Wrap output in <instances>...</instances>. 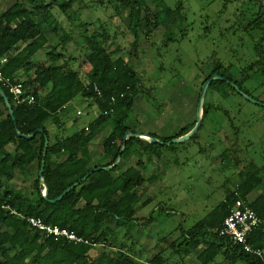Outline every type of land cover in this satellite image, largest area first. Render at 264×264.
<instances>
[{
  "label": "trees",
  "instance_id": "obj_1",
  "mask_svg": "<svg viewBox=\"0 0 264 264\" xmlns=\"http://www.w3.org/2000/svg\"><path fill=\"white\" fill-rule=\"evenodd\" d=\"M75 1L14 0L0 14V60L7 59L3 74L23 84L24 96L35 98L34 104H17L0 83L10 98L15 115L13 120L0 95V264H170L172 259L162 257L167 249L172 251V257L179 258L176 264H187L184 260L199 250L197 259L200 264H264V255L259 257L247 253L230 239L220 236L235 201L242 199L248 202L249 196L256 193L250 205L262 223L251 235L250 243L255 250L264 252V164L249 162L237 174L234 188L227 191L216 207L190 229L180 228L181 235L152 257L137 251L136 241L130 245L126 243V239H133V236L128 230L124 233V227L131 223L144 227L151 222L152 218L137 217L139 203L144 208L153 202V198L148 196V186L158 180L157 173L145 174L149 169L147 164L162 160L161 148L173 151L175 144L162 146L132 138L128 140L117 167L94 172L60 202H50L94 168L116 162L125 134L140 132L141 122L131 117L139 98L150 107L161 110L162 104H156L160 96L153 95L160 90L157 82L161 75L154 77L150 86L151 78L146 77L148 73L127 60L131 50L139 58L144 53L138 51L142 38L153 48L158 29H165L167 42L174 40L172 33L177 27L182 31L188 27V0H175L174 5L166 0H90L94 8L114 11L106 21L98 19V28L80 18L73 7ZM217 1L220 3L216 8L219 21L238 2ZM245 2L250 9L246 12L243 5L236 7L233 15L240 17L243 23L234 25L253 43L250 54L253 59L242 65L226 54L221 59L214 58L203 64L211 66L209 73L198 66L197 80L201 81V86L196 113L202 87L213 75L218 74L225 80L213 81L208 91L214 90L224 99L241 95L237 87L249 94L244 84L255 76L264 77V0ZM252 9L254 11L249 14ZM124 15L129 20L128 31L135 38L129 49L121 47L118 42L120 37H127L126 33L120 35L111 31L112 17ZM60 16L66 18L67 25L60 22ZM76 32L85 46L81 59L70 49L71 44L79 43L73 36ZM45 51L47 61L42 62L38 57ZM225 60H230L228 65ZM95 87L100 89L101 96ZM78 96L97 106L98 115L84 128L67 133L60 113ZM258 101L264 103V100ZM219 111L229 114L222 106L205 100L199 132L209 115ZM196 121L197 114L192 122L170 137L146 134L169 142L190 132ZM229 121L233 122L231 118ZM16 125L23 135L35 136L30 140L19 137ZM108 127L111 131L102 141L103 151L95 154V140ZM40 129L44 131L40 132ZM199 132L191 140L198 139ZM46 136L49 138L44 170V180L49 189L47 199L43 197L39 178ZM230 150L223 151V159L228 158ZM34 163L36 170L32 172L30 166ZM17 173L23 177L20 189L11 185ZM5 201L10 209L1 208ZM18 214L41 218L48 225L68 229L88 240L89 244L56 239L31 227ZM121 233L122 238L118 239Z\"/></svg>",
  "mask_w": 264,
  "mask_h": 264
},
{
  "label": "rangeland",
  "instance_id": "obj_2",
  "mask_svg": "<svg viewBox=\"0 0 264 264\" xmlns=\"http://www.w3.org/2000/svg\"><path fill=\"white\" fill-rule=\"evenodd\" d=\"M166 1L171 5L175 3V0ZM245 1L247 0H238L237 5H233L230 12L219 21L216 8L220 3L217 0H188L186 31L177 27L172 33L174 40L165 42L166 31L160 28L156 31L157 42L153 48L145 38H142L138 51L144 53L138 58L134 50H131L130 57H126L127 60L140 71L148 73L146 77L151 78L150 86L154 81L152 79L158 74L161 75V80L157 82L160 90L153 93L155 97L160 96L156 104H162L161 110L150 107L145 100L139 98L131 115L132 119L136 118L142 123L140 127L142 132L150 131L159 136L170 137L182 126L194 120L201 86V81L197 80V73H200L198 68L201 67L206 73L211 71V66H204V63L208 64L214 58L221 59L226 54L233 56L231 59L242 65L252 61L253 56L250 54L253 43L247 39L245 32L237 30L235 25L242 24L243 20L233 15L239 5H243L246 12L250 9ZM13 2L14 0H0V14ZM211 2L213 3L208 7ZM73 7L80 18L91 23L93 28L100 26L98 19L104 22L114 15L113 9L103 11L94 8L90 0H76ZM253 11L250 10L249 14ZM59 18L61 23L67 25L64 16ZM128 23L126 15L121 18L112 17L111 31L120 35L126 33L127 37H120L118 42L121 47L129 49L135 38L128 31ZM233 25L234 27L230 29ZM181 27L184 28L183 25ZM73 36L79 43L71 44L70 49L78 59H81L85 51L83 40L78 32ZM40 58L42 62L47 61L44 53ZM229 62L230 60H225L226 65ZM244 89L254 100H264V77H253L244 84ZM206 100L222 106L229 114L223 111L212 112L204 128L199 132L198 139L175 144L173 151L161 148L162 160L147 164L149 169L145 174L149 176L157 173L158 180L148 186V196L153 198V202L144 208L139 203L137 217L152 220L144 227H139L136 223L126 224L124 227V233L128 230L133 236V239L131 237L129 240L126 239V243L130 245L136 241V250H141L144 256L150 254L148 256L152 257L160 250H164L181 235L180 228L190 229L216 207L227 191L234 188L238 180L237 174L249 162L264 164V107L237 94L224 99L214 90L208 91ZM0 108L2 109V105ZM78 108L83 114L76 115L78 123L75 124L72 120L70 126H65L67 133L84 128L98 115L97 106L90 100L82 102ZM230 118L233 122L229 121ZM110 131L111 127H108L96 138L95 154L103 151L102 141ZM226 149L231 150L225 160L222 153ZM22 183L23 177L17 173L11 185L15 189H20ZM121 236L122 233L118 239L122 238ZM157 244L159 246L154 251ZM171 253V250H164L162 257L165 260L170 258L172 259L170 264H176L180 260L178 257H172ZM196 255L197 253L191 255L184 262L200 264Z\"/></svg>",
  "mask_w": 264,
  "mask_h": 264
},
{
  "label": "built area",
  "instance_id": "obj_3",
  "mask_svg": "<svg viewBox=\"0 0 264 264\" xmlns=\"http://www.w3.org/2000/svg\"><path fill=\"white\" fill-rule=\"evenodd\" d=\"M6 63V58L0 60V83L9 91L17 104H34L35 98L33 96H24V87L21 82H14L10 78L4 76L3 67ZM95 91L99 96L102 95L98 87H95ZM77 114L78 116L82 115V112L79 111ZM44 193L45 190L43 189L42 194ZM1 208L10 209L6 201L1 205ZM12 214L17 215V212L12 211ZM18 215L22 219H26L31 227L46 232L48 235H52L56 239L64 238L74 244H89L88 240L78 236L76 233L71 232L68 229L48 225L41 218ZM261 223L262 221L257 212L251 207L250 201L246 202L242 199H237L224 222L220 236L230 239L235 246L241 247L245 252L254 253L257 256L262 257L264 252L261 250H255L250 243L251 235L260 227Z\"/></svg>",
  "mask_w": 264,
  "mask_h": 264
},
{
  "label": "water",
  "instance_id": "obj_4",
  "mask_svg": "<svg viewBox=\"0 0 264 264\" xmlns=\"http://www.w3.org/2000/svg\"><path fill=\"white\" fill-rule=\"evenodd\" d=\"M215 80H225V78H223L222 76H220L218 74H215L211 78H209L205 82V84L203 85L201 93H200L198 107H197V121H196L195 126L192 128V130L190 132H188L187 134H185V135H183L181 137L175 138V139H173V140H171L169 142H164L161 139L153 137V136H151L149 134H146V133L127 132L125 134V136H124L123 143L121 145L119 155H118V157L116 159V162L113 165L103 166V167H99V168H94L87 176L83 177L82 179H80V181H78V182L74 183L72 186L68 187L59 197H57L56 199L50 200V202L52 204H56V203L60 202L69 192H71L73 189L79 187L94 172L100 171V170L110 171V170L114 169L115 167H117L122 161V154L124 153V151L126 149L128 140H130L132 138L142 139V140L147 141L149 143L159 144V145H162V146H171L173 144H181V143H184V142H187V141L191 140L199 132V130H200L201 126H202L203 117H204V103H205V100H206L207 92H208V89H209L211 83L213 81H215ZM237 91L245 99L249 100L250 102H252L254 104H259L261 106H264V103L259 102L257 100H254L249 95H247L246 93L241 91V89L239 87H237ZM0 95L4 99L5 105L8 108V111H9V115L12 117L13 120H15L14 110H13V106H12V104L10 102V98L8 97V95L6 94L4 89H2L1 87H0ZM16 129H17V125H16ZM39 131L43 132L44 130L40 129ZM17 135L19 137H24V138H26L28 140L32 139L35 136V134L23 135L22 133H20V131H18V129H17ZM48 147H49V138L46 136L45 149H44V153H43V161H42L41 170L39 172L41 188H43L45 190V193L43 194V197L45 199H47V196H48V193H49L48 186H47V184H46V182L44 180V170H45V166H46V157H47Z\"/></svg>",
  "mask_w": 264,
  "mask_h": 264
},
{
  "label": "crops",
  "instance_id": "obj_5",
  "mask_svg": "<svg viewBox=\"0 0 264 264\" xmlns=\"http://www.w3.org/2000/svg\"><path fill=\"white\" fill-rule=\"evenodd\" d=\"M44 54L46 55V52H44ZM42 55V54H41ZM41 55L39 56V59L38 60H41ZM87 101L86 99H84L83 97L81 96H78L74 101H72L68 106L65 107L64 111L62 113H60V118H61V121L62 123L65 125V126H70V122H72V120H74L75 122V117L76 115L78 116V112L80 111L78 106L82 103V102H85ZM91 104V103H90ZM1 110V108H0ZM81 112V111H80ZM83 114V113H82ZM94 114V113H93ZM81 116V115H79ZM142 124V123H141ZM87 126V125H86ZM142 126V125H141ZM52 128V126H51ZM55 128V127H53ZM66 128V127H65ZM77 127H75L76 129ZM144 128V127H143ZM75 131V130H74ZM140 132L141 133H152V132H142V130L140 129ZM36 166V164L34 163L32 166H30V171H34V167ZM256 197V193H253L251 196H249V201H253ZM201 250L197 251V255L196 257L198 256L199 252ZM194 253V254H196ZM198 260V259H197ZM199 262V261H198Z\"/></svg>",
  "mask_w": 264,
  "mask_h": 264
}]
</instances>
